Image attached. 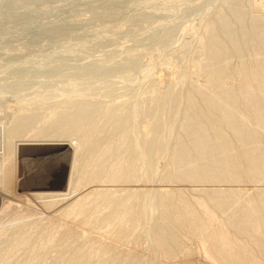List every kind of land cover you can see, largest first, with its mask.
<instances>
[{
    "label": "rangeland",
    "instance_id": "obj_1",
    "mask_svg": "<svg viewBox=\"0 0 264 264\" xmlns=\"http://www.w3.org/2000/svg\"><path fill=\"white\" fill-rule=\"evenodd\" d=\"M225 3L0 0V264H264L263 228L231 226L264 195V173L196 181L220 195L233 188L231 204L212 213L199 206L203 189L173 177L191 84L264 87L238 72L248 57L225 61L218 79L204 67L201 39ZM242 4L247 18L264 20V0ZM18 122L26 126L10 139ZM261 135L247 147L263 146ZM223 136L231 144L220 151L225 164L242 168V144L232 132ZM173 183L190 200L189 214L211 220L203 232H181L166 254L156 236L167 221L159 199ZM217 231L231 244L221 255ZM227 247L238 254L225 259Z\"/></svg>",
    "mask_w": 264,
    "mask_h": 264
},
{
    "label": "bare ground",
    "instance_id": "obj_2",
    "mask_svg": "<svg viewBox=\"0 0 264 264\" xmlns=\"http://www.w3.org/2000/svg\"><path fill=\"white\" fill-rule=\"evenodd\" d=\"M242 1L226 0L220 12L217 11L216 19L210 21L209 25L207 24L206 37L204 35L205 39H201L207 60V65L205 64L204 67L209 66L210 72L218 79L226 76L228 72L225 64L223 65L225 61L237 57V55L238 57H248L246 62L242 61L238 66V72L248 79L255 80V83L261 84L264 83L261 81L264 80V20L247 18L249 11L247 8L245 10ZM190 86L185 97L189 103V109L184 113V121L174 143L175 146H173L171 161L177 167L173 177L177 182L184 181L192 190L203 189L205 195L203 199L200 198L199 206L212 213L231 204L232 197L227 194L230 189L227 187L228 189L226 188L225 192L220 195L217 188H212L210 185L209 188L206 187L207 189L202 188L200 186L203 184H196V181H210L211 183L223 180L230 182L234 179L239 180L240 173L248 178L258 179V176L264 173V145L247 147L248 144L261 142L263 137L261 134H264V87L247 86L244 87L245 89L242 88V91H238L236 88L225 86L218 81L202 85L203 87ZM240 98L246 101L238 102L237 99ZM242 104L244 110L240 117L236 115V110H238L236 107H241ZM241 110L242 107L239 112ZM60 124L61 122L58 123V126ZM251 125L260 128L262 133L258 129L254 130ZM24 126H26L25 122L16 123L10 132V139L18 136ZM224 130L236 134L242 144L238 147L237 154L246 162L242 168L237 170L229 162L225 164L226 156L221 154L227 153L231 149L230 141L224 139ZM102 159L103 157L98 156L96 160ZM7 174L6 182L10 183L13 178L12 171H8ZM176 183L169 185L171 189L164 188L161 193L163 198L159 199L168 222L166 221L157 229L156 236L160 247L166 254H172L178 248L181 232L185 230L196 234L200 231L203 232L206 224L211 220L210 215L204 217L197 212L188 213L191 210L190 200L188 201L182 193H179L181 190H177ZM228 184L225 185L228 186ZM222 190L220 189V191ZM254 201L253 207L244 212L242 221L236 219L237 222L234 221V224L232 221L231 226L233 225L234 229L241 225L245 228L246 226L254 228L260 226L264 230V195H259ZM113 208H116L113 209L115 215L119 207ZM212 237L214 249L218 254L222 252L223 245H231L230 241L220 239L218 231ZM227 238L229 236H226ZM263 242L262 238V244L260 243L262 255H264ZM230 248L227 247L228 250L224 251V253L226 252L225 259L238 254Z\"/></svg>",
    "mask_w": 264,
    "mask_h": 264
}]
</instances>
